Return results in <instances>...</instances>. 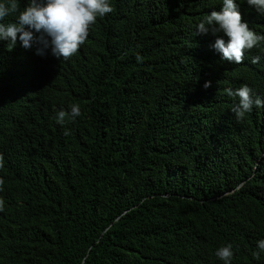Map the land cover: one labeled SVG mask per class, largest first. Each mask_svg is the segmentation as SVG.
I'll use <instances>...</instances> for the list:
<instances>
[{
	"label": "trees",
	"instance_id": "trees-1",
	"mask_svg": "<svg viewBox=\"0 0 264 264\" xmlns=\"http://www.w3.org/2000/svg\"><path fill=\"white\" fill-rule=\"evenodd\" d=\"M109 4L67 60L34 30L29 48L0 40V264H224L229 244L231 264H264V106L237 119L226 92L264 101V40L230 63L223 32L196 33L213 0Z\"/></svg>",
	"mask_w": 264,
	"mask_h": 264
},
{
	"label": "clouds",
	"instance_id": "clouds-1",
	"mask_svg": "<svg viewBox=\"0 0 264 264\" xmlns=\"http://www.w3.org/2000/svg\"><path fill=\"white\" fill-rule=\"evenodd\" d=\"M214 4L208 10V15L198 24L197 34H216L223 32L228 42L216 39L213 47L221 54L223 61L241 64L246 50L257 46L264 36L257 34L248 27V21L242 22L237 10L236 0H222L223 7L220 11L221 0H213ZM247 4L264 14V0H246ZM109 0H29L28 5L19 10L18 0H0V21L12 14H18L15 22L0 23V40L8 41V49L11 50L19 40L23 47L29 48L33 41L34 30L41 35L36 42L43 47L37 50L38 55H44V49L51 47V54L64 60L74 56L89 35V28L96 22L97 17H103L113 12ZM29 30H25V28ZM139 60L140 57L138 56ZM258 57L253 61H258ZM211 82H205L203 87L207 89ZM229 96L238 97L232 112L237 119H242L250 112L253 105L264 106V101L259 97L253 98L252 90L243 85L233 91L226 89ZM81 115L78 104L70 106V112L61 109L56 115L58 124L63 125L66 119L71 120ZM71 133L65 131L64 135ZM4 167L3 155L0 154V168ZM5 181L0 178V191L3 190ZM5 202L0 199V211L4 210ZM258 252L253 256L259 259L260 252H264V239L257 242ZM215 255L224 264H231L233 258L232 245H226L217 249Z\"/></svg>",
	"mask_w": 264,
	"mask_h": 264
}]
</instances>
